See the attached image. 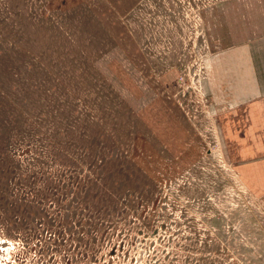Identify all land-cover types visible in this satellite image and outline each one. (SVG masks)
<instances>
[{
    "label": "rangeland",
    "instance_id": "rangeland-1",
    "mask_svg": "<svg viewBox=\"0 0 264 264\" xmlns=\"http://www.w3.org/2000/svg\"><path fill=\"white\" fill-rule=\"evenodd\" d=\"M252 2L0 0V264H264L206 89Z\"/></svg>",
    "mask_w": 264,
    "mask_h": 264
},
{
    "label": "crops",
    "instance_id": "crops-1",
    "mask_svg": "<svg viewBox=\"0 0 264 264\" xmlns=\"http://www.w3.org/2000/svg\"><path fill=\"white\" fill-rule=\"evenodd\" d=\"M207 14L219 15L206 89L221 105L223 155L255 191L264 192V0Z\"/></svg>",
    "mask_w": 264,
    "mask_h": 264
}]
</instances>
